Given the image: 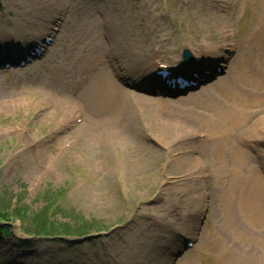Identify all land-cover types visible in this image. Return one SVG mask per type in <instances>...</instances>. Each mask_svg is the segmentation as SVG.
Segmentation results:
<instances>
[{"label":"rangeland","instance_id":"rangeland-1","mask_svg":"<svg viewBox=\"0 0 264 264\" xmlns=\"http://www.w3.org/2000/svg\"><path fill=\"white\" fill-rule=\"evenodd\" d=\"M57 12L59 31L41 59L5 68L4 52L23 55ZM184 48L222 75L178 95L144 77L141 59L181 67ZM89 59L96 65L80 84ZM117 73L133 89L119 82L125 92L112 94ZM257 75L264 79V0H0V200L26 206L29 218L57 201V224L103 230L24 244L11 223L0 264H220L224 244L239 253L227 222L245 225L235 205L223 206L224 191L244 159L250 188L242 178L236 191L264 203V134L250 145L263 107L247 106L248 122L229 141L208 125L239 106L237 94L264 95V82L250 83ZM248 249L236 264H264Z\"/></svg>","mask_w":264,"mask_h":264},{"label":"bare ground","instance_id":"bare-ground-1","mask_svg":"<svg viewBox=\"0 0 264 264\" xmlns=\"http://www.w3.org/2000/svg\"><path fill=\"white\" fill-rule=\"evenodd\" d=\"M206 54H209V52H207V50H204V55ZM96 59L101 62L100 57L97 56ZM134 61H136V58H134ZM148 63L149 59H141L140 61V64L143 67H146L145 72H149L150 70H158V67H160V65H157V63H153L149 66ZM263 80H261L259 75H257V79L253 78L250 83L257 88L260 84L264 82ZM109 85L110 92H112V94L117 95L119 91L123 93L125 92V90L121 88V86L116 81H113L112 84L109 83ZM91 94L94 93L92 92ZM241 96L239 97V94H237V97L240 101L239 106H237L236 108H231V110L225 109L220 112L221 119L215 121L216 126L213 125L214 128L209 122L208 130L211 136L218 138L220 142L232 140V131H236L241 125L248 122L247 117L249 113L247 112V106L251 107L254 102H259V104L263 107L262 112H264V95L262 97H257L254 93H251L246 96ZM55 103L56 106L62 107V102L59 98H56ZM101 104H97L96 108L102 109L104 107V102H101ZM66 113L68 112L65 111L63 115H66ZM256 124L259 126L257 128H262V131H260L259 133H253V135L250 137L251 146H255L258 142L262 140V138L260 137V133L264 134V116L262 119L257 120ZM253 132L256 131L254 130ZM91 137L93 139V136ZM223 146L224 145H220V147L214 152L217 154L218 159L220 158V152L222 151ZM243 162L244 159H241V161L237 163V165L239 164L238 167L237 165L234 166L232 172V181L230 182L228 188L224 191L226 199H224L223 201V206H225L226 208H232V206L235 205L240 211V217L242 219L243 224L245 225V229H241L239 226H237L232 217L229 219L228 222H226L230 225L235 236L241 242L242 249L239 253H236L233 252L232 245L224 244L225 252H221V254L219 253L220 264H236L237 259H239L242 255L247 254L246 256H248V254L250 253V249H248V247L251 245L256 246L259 253L264 258V230H262L264 229V203H257L256 201L250 202V196H248V199L242 198V195L236 191V186L240 183V181L243 180L242 178H244L243 186L246 188H250V166L245 165ZM255 208L261 210V213L259 215L256 213ZM194 238L195 237H193V239ZM243 262L244 261H241V263ZM243 264H250V262Z\"/></svg>","mask_w":264,"mask_h":264},{"label":"trees","instance_id":"trees-1","mask_svg":"<svg viewBox=\"0 0 264 264\" xmlns=\"http://www.w3.org/2000/svg\"><path fill=\"white\" fill-rule=\"evenodd\" d=\"M57 204V201H50L47 209L29 218L27 207L20 205L16 207H7L0 200V240H2L3 237H10L12 235V231L8 227V224L14 218H20L22 221H24V231L28 236L33 235L36 237L39 236L44 238H53L56 241L62 243L65 242L64 238L67 237L82 238L93 233L103 231L88 230L85 228L86 226H82L83 228L77 227V229H73L71 227V223H66V225L57 224L56 221L52 219V208Z\"/></svg>","mask_w":264,"mask_h":264},{"label":"water","instance_id":"water-1","mask_svg":"<svg viewBox=\"0 0 264 264\" xmlns=\"http://www.w3.org/2000/svg\"><path fill=\"white\" fill-rule=\"evenodd\" d=\"M185 56L187 55V53L184 54Z\"/></svg>","mask_w":264,"mask_h":264}]
</instances>
